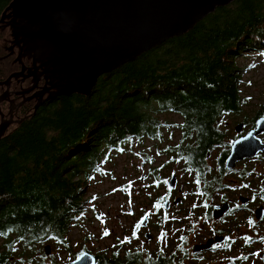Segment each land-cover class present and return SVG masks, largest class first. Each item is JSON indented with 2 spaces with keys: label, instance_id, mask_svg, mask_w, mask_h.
<instances>
[{
  "label": "trees",
  "instance_id": "1",
  "mask_svg": "<svg viewBox=\"0 0 264 264\" xmlns=\"http://www.w3.org/2000/svg\"><path fill=\"white\" fill-rule=\"evenodd\" d=\"M12 1L0 0V82L20 68L8 49L14 44L11 20L3 23L5 29L1 23ZM250 52L264 53V0H236L217 8L184 36L100 77L90 96H62L31 115L33 106L31 116L11 126L0 142V240L6 248L0 264L16 257L19 264H46L47 245L52 251L67 246L70 226L91 201L87 189L96 174L104 173L106 162L127 143L160 138L153 114L182 119L177 127L183 141L164 154L183 162L209 199L216 190L205 166L215 150L225 157L229 152L232 129L222 119L237 115L246 103L240 89L246 70L239 58ZM159 206L164 209L163 201ZM260 242L264 246V238L249 237L246 247ZM170 263L141 252L97 262ZM235 264H243L242 259Z\"/></svg>",
  "mask_w": 264,
  "mask_h": 264
},
{
  "label": "rangeland",
  "instance_id": "2",
  "mask_svg": "<svg viewBox=\"0 0 264 264\" xmlns=\"http://www.w3.org/2000/svg\"><path fill=\"white\" fill-rule=\"evenodd\" d=\"M239 64L246 70L243 75L244 82L240 86L246 103L242 104V110L236 116L222 119V122L225 125L228 122L229 126L237 123L242 117L252 118L264 103V53L245 54L239 58ZM152 116L157 118L160 138L147 137L142 141L127 143L123 152L113 155L106 162L104 173L96 174L87 189L86 195L91 201L83 207L84 216L70 226L67 246L44 255L46 264H69L84 249L94 255L116 252L123 260L131 252H141L143 256H146V253L165 254L173 251L182 254L186 250L191 253L195 245L205 242L201 235L210 229L211 225L205 223L204 212L206 204L213 205L214 202L205 199L202 191L195 187L194 175L184 171L183 162H172L171 155L164 154V151L176 148L183 141L182 132L177 127V124L182 123V119L178 115L167 113ZM232 131H229L230 135ZM220 152L219 149L212 153L207 161V180L213 179L215 160L220 156ZM243 169L245 167L240 170ZM246 172H252V177L247 178L250 180H246L248 194L264 187L263 163L257 161L246 164ZM173 175L177 176L178 183L176 189L170 190L168 182ZM179 188L183 190L182 193L178 192ZM167 195L169 199L172 198L168 211L158 208V204ZM177 198H181V202L174 206L173 202ZM144 211H149L154 216L149 226L142 227L147 231L144 234L153 231L157 238L153 243L147 244L144 235L136 241H131L129 237L134 233ZM160 226L163 227L159 229ZM249 237L264 238V225L257 228L246 226V239ZM121 242L124 245H121ZM130 242L134 245H127ZM4 243L0 240V255L6 250ZM244 252L236 248L228 254H208L207 263L227 261L228 257L236 263L235 259L242 257ZM42 254L38 253L36 258L42 260ZM20 261L19 257L11 258L12 263L8 264H19ZM244 264H264V246L261 242L246 247Z\"/></svg>",
  "mask_w": 264,
  "mask_h": 264
},
{
  "label": "water",
  "instance_id": "3",
  "mask_svg": "<svg viewBox=\"0 0 264 264\" xmlns=\"http://www.w3.org/2000/svg\"><path fill=\"white\" fill-rule=\"evenodd\" d=\"M236 0H13L6 8L1 23L11 20L8 26L12 36L21 47L18 62L23 55L33 58L34 65L52 71L51 88H56V97L78 94L90 96L100 77L121 66L136 61L144 53L167 41L182 37L198 23L214 13L217 8L232 4ZM7 25H3L5 29ZM25 70L10 76H25ZM57 83L56 86L53 84ZM62 85V86H61ZM61 86V92L59 88ZM46 92L43 91V94ZM25 94V93H23ZM50 95V98H52ZM8 94L0 97V103ZM35 98H29L31 100ZM37 104V110H38ZM36 110V111H37ZM1 112V111H0ZM25 118L9 120L2 115L0 141L8 129L22 124ZM243 124L236 126L240 134ZM264 133V118L258 120L257 130L238 138L231 145L225 163L227 170L238 163L251 160L264 150L258 135ZM178 179L173 175L168 182L170 190L177 187ZM169 209V202L165 204ZM230 211V205L216 207L215 219ZM264 217V209L256 211V218ZM146 217L142 226H147ZM147 240L152 236L145 234ZM223 238V237H219ZM219 241V240H218ZM211 243L197 247L199 253L208 250ZM46 254L52 251L45 247ZM94 254L82 252L69 264H96Z\"/></svg>",
  "mask_w": 264,
  "mask_h": 264
},
{
  "label": "flooded vegetation",
  "instance_id": "4",
  "mask_svg": "<svg viewBox=\"0 0 264 264\" xmlns=\"http://www.w3.org/2000/svg\"><path fill=\"white\" fill-rule=\"evenodd\" d=\"M12 39L14 44L8 49L11 50L10 54L16 57L15 59L16 63L20 64L19 70L13 74L21 73L23 70H25L24 75L30 77L28 78L18 77L8 81V79L10 78L9 77L5 81L0 82V97L3 96L5 93L8 94L6 100L0 103V111H1L0 123L2 121V115L4 116L5 120H9L11 114L13 115L14 120H21L23 118H25L26 120L31 115H34L36 113L37 104L39 105L38 106V110H39L40 108L45 106L48 101L59 98L56 97L55 94L51 95L53 94V92L56 91V88L55 89L51 88L52 86L50 84L53 76L52 74L53 70L50 72V69H47V67L46 68L41 67V64L38 62L36 65H34L33 58L29 55L26 56L23 55L22 62L21 63L18 62L17 59L21 52V47L23 48V52L25 51L26 48H24V45L19 46L17 44V41H15L14 38ZM16 49L19 50L17 56L15 55ZM23 60L28 61V63H24ZM13 74H11V76ZM57 83L58 81L54 82L53 84L56 86ZM43 91H45L46 93L43 94ZM59 92H60V88H59ZM50 95L52 98H50ZM33 96H35V98L28 100ZM33 106H34V111L31 114L29 112ZM262 107L263 108L258 110L252 118L242 117L238 120L237 123L234 122L230 124V126L229 123L226 122L225 126L227 128H231L234 131V133L232 132V135H230L229 137L231 138L230 139L231 145L238 138L246 136L250 132L257 130L258 120L264 118V103ZM227 116L233 117L236 116V114H229ZM238 123L243 124V128L240 134L236 133L235 131V128L238 125ZM15 125H20V124H15ZM257 138L260 139L262 145L264 146V133L258 135ZM231 145L228 148L229 152L226 155V157L224 152L222 155L220 154L221 156L216 157L215 160L216 174L212 173L213 174L212 181H214V186L216 191H214L212 193V196L209 198L210 201L214 202V204L213 205L206 204V208L204 212L205 214L204 221L205 223L210 224L211 227L203 235H201V238L205 242L195 245V247H193L194 250L191 253L188 250H186L185 253L182 254H180L178 251H173V252H166L165 254H161V253L153 254L155 257L159 255L163 256L165 259H169L170 262H172V264H208L206 258L208 254H215V255L228 254L229 252L234 251L236 248H238L245 252L242 254V257L237 258L235 260L242 259L244 264V262L246 261V226L248 228H253V227L257 228L264 225V217L261 220H258L256 218V211L261 208L264 209V187L261 188L259 191L253 192L252 194L247 193L246 180H250L247 178H250L252 176L247 175L246 177V164L260 161L261 163H263V167H264V150L261 151L256 158L251 160H245L241 163H238V165L234 169L227 170L225 168V163L228 155L230 154ZM216 152L217 151L215 150L213 153ZM242 167H245L243 171L240 170ZM233 176H235L236 179ZM178 192L182 193L183 190L179 188ZM204 198L208 199L206 197ZM166 202H169V209H170L172 205V198L169 199L168 195L163 198V205L165 210H166L165 208ZM180 202H181V198H177L173 202V205L174 206L178 205ZM159 204H158V208H160ZM224 204L230 205V211L227 214L223 215L221 218L215 219L214 211L216 207ZM208 212L209 213L211 212L209 216L207 215ZM151 216H152L151 212L149 211L143 212L142 218L136 224L134 233L129 236L131 238L130 239L131 241L132 240L136 241L142 235H144L145 237V234L147 233L144 234V232L147 231H145L142 228L143 227L142 222L146 217H148L147 226H149L150 220L153 221L154 218V216H152L151 219ZM137 225H139V227H137ZM161 227L163 226H160L159 229H161ZM149 234L152 236V238L149 240L145 238L147 244L153 243L157 239L153 235V231H150ZM219 237H223V238L221 239ZM210 243H211V247H209L208 250H202L199 251V253L194 252L197 247L205 246ZM121 245H124V243L121 242ZM127 245H134V243L130 242ZM103 255L104 254L95 255L97 259L96 262H100V260L101 262H105L106 259L113 257L122 260L116 252L113 254H108L107 258L102 260ZM213 264H235V261H232V258L228 257L227 261L217 260Z\"/></svg>",
  "mask_w": 264,
  "mask_h": 264
},
{
  "label": "snow or ice",
  "instance_id": "5",
  "mask_svg": "<svg viewBox=\"0 0 264 264\" xmlns=\"http://www.w3.org/2000/svg\"><path fill=\"white\" fill-rule=\"evenodd\" d=\"M137 227H139V225H137ZM105 235H107V232H105ZM161 238H163V235H162V237Z\"/></svg>",
  "mask_w": 264,
  "mask_h": 264
},
{
  "label": "bare ground",
  "instance_id": "6",
  "mask_svg": "<svg viewBox=\"0 0 264 264\" xmlns=\"http://www.w3.org/2000/svg\"><path fill=\"white\" fill-rule=\"evenodd\" d=\"M58 83H61V82H58ZM62 86V85H61ZM61 86H60V92H61ZM1 142V141H0Z\"/></svg>",
  "mask_w": 264,
  "mask_h": 264
}]
</instances>
